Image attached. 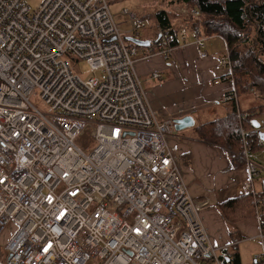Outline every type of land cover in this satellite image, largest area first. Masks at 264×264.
I'll return each mask as SVG.
<instances>
[{
	"label": "built area",
	"instance_id": "built-area-1",
	"mask_svg": "<svg viewBox=\"0 0 264 264\" xmlns=\"http://www.w3.org/2000/svg\"><path fill=\"white\" fill-rule=\"evenodd\" d=\"M121 14L127 29L107 0H0V238L12 228L0 264H225L169 148L173 122L157 118L134 69L140 47L125 37L143 23ZM178 36L185 45L186 24ZM194 43L206 58L205 36ZM71 60L101 77L81 78ZM214 70L218 102H236L227 47ZM257 122L264 132V114ZM85 136L90 148L76 144ZM244 165L263 248L250 264H264V169L247 153Z\"/></svg>",
	"mask_w": 264,
	"mask_h": 264
},
{
	"label": "crops",
	"instance_id": "crops-1",
	"mask_svg": "<svg viewBox=\"0 0 264 264\" xmlns=\"http://www.w3.org/2000/svg\"><path fill=\"white\" fill-rule=\"evenodd\" d=\"M156 34H154L155 36ZM187 28V43L181 42L174 49L158 44L153 48L140 47L135 57L134 69L139 75L147 100L160 121L191 116L193 125L168 137V145L175 154L181 169L182 178L190 194L198 201L205 202L202 219L212 242L220 251L232 243L217 205L246 193L244 183L247 179L245 165L233 168L224 150L218 146L198 141L192 137L193 127L197 124L225 116L232 111L231 103L218 102L226 84H214L220 72L214 65L225 51L226 44L221 36H205V50L208 56L198 57L199 49L194 43L197 36ZM148 34L141 39L152 41L155 37ZM159 47H162L159 49ZM153 74H158L154 77ZM253 106V105H251ZM239 110L241 109L238 102ZM264 164L261 155L255 156ZM261 160V161H260ZM264 185V180H256L255 190ZM264 198V196H262ZM244 238H258L256 217L242 220L236 224ZM236 236V235H235ZM240 257V264H250L257 251L251 253L249 260Z\"/></svg>",
	"mask_w": 264,
	"mask_h": 264
},
{
	"label": "trees",
	"instance_id": "trees-1",
	"mask_svg": "<svg viewBox=\"0 0 264 264\" xmlns=\"http://www.w3.org/2000/svg\"><path fill=\"white\" fill-rule=\"evenodd\" d=\"M172 2L196 9L199 16L194 18L189 14L176 13V19H173L167 10H156L153 14L156 35L150 46L155 48L161 44L167 49L177 47L180 43L178 32L185 22L187 28L198 35L221 36L229 52L236 86L237 101L231 102L232 111L225 116L195 125L192 137L222 148L233 168L245 164L247 153L250 159L264 169V164L255 157L264 155V143H261L252 126V120L259 119L263 114L264 103L255 104L245 110H239L238 107L239 96L242 93H256L264 100V0H172ZM137 19L143 23V27L137 30L139 33L144 28L146 17L137 15ZM159 30L166 36L164 41ZM129 35H133V32ZM125 42L139 47L126 39ZM238 111L242 115H239ZM260 179L264 180V171L255 181ZM260 187L256 191L258 197L264 196V185ZM217 209L232 237V243L228 248L219 251L220 256L225 264H240L237 244L244 236L238 232L236 224L255 217L253 195L246 191L218 204Z\"/></svg>",
	"mask_w": 264,
	"mask_h": 264
},
{
	"label": "rangeland",
	"instance_id": "rangeland-1",
	"mask_svg": "<svg viewBox=\"0 0 264 264\" xmlns=\"http://www.w3.org/2000/svg\"><path fill=\"white\" fill-rule=\"evenodd\" d=\"M25 1L32 7H36L40 2V0H25ZM107 2L111 12L115 17L116 22L119 23L122 29H127L129 27L128 20L126 19L125 16L121 14L122 8L129 7L130 9L136 11L139 17L145 16L146 20H144V28L139 31V35H141L142 37L148 34L154 36L155 31H154L153 14L156 10L158 9L167 10L173 19H176L177 16L176 13L188 15L187 11L190 10V8L188 7L173 3L172 0H107ZM185 24L186 22L183 23L182 27H184ZM182 27H180V29ZM70 63L72 69L81 78H86L91 75H96L101 77L100 71L92 70L84 60L78 62L71 60ZM239 103L241 109H245L247 107H250L251 105H255L259 103L263 104L264 100L256 93H242L239 96ZM34 104L37 105V107L40 109L45 108L43 102L40 100L34 101ZM263 114H264V110H263ZM76 144L82 147L86 144L89 145V148L91 146L90 140H88V136L77 138ZM262 158L264 159V155H262ZM11 230H12L11 225H8L4 234L0 238V242L2 244H4L9 238ZM238 246H239L240 255L242 256V258H244L245 261H247V259L249 260L252 252L259 251L258 253H260L261 250L263 249L262 241L259 238L242 240L238 244ZM1 259L4 260L5 257L2 256Z\"/></svg>",
	"mask_w": 264,
	"mask_h": 264
},
{
	"label": "water",
	"instance_id": "water-1",
	"mask_svg": "<svg viewBox=\"0 0 264 264\" xmlns=\"http://www.w3.org/2000/svg\"><path fill=\"white\" fill-rule=\"evenodd\" d=\"M160 37V36H159ZM114 39V38H112ZM126 40L132 42L133 44L139 46V47H148L151 44L150 40L147 39H141V38H137V37H133V36H126L125 37ZM173 122V133H177L178 131H181L185 128H188L189 126L193 125V119L191 116H184L182 118H175L172 120ZM258 122L257 120H252V126L254 128L258 127ZM258 136L260 137V139L264 142V132H259ZM226 261H228V258H225Z\"/></svg>",
	"mask_w": 264,
	"mask_h": 264
}]
</instances>
